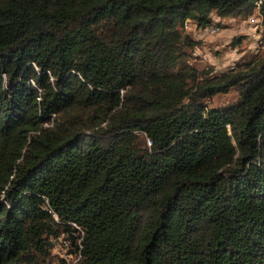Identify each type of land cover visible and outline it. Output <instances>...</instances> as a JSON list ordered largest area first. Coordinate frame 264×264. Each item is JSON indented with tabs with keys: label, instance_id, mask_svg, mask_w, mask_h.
<instances>
[{
	"label": "trees",
	"instance_id": "trees-1",
	"mask_svg": "<svg viewBox=\"0 0 264 264\" xmlns=\"http://www.w3.org/2000/svg\"><path fill=\"white\" fill-rule=\"evenodd\" d=\"M257 14L0 0V264H264V33L220 73L189 61L188 33ZM60 237L74 263L53 258Z\"/></svg>",
	"mask_w": 264,
	"mask_h": 264
},
{
	"label": "rangeland",
	"instance_id": "rangeland-1",
	"mask_svg": "<svg viewBox=\"0 0 264 264\" xmlns=\"http://www.w3.org/2000/svg\"><path fill=\"white\" fill-rule=\"evenodd\" d=\"M248 18L240 17L233 20L220 19L219 32L213 36L205 38H196L191 33V37L196 41L197 46L201 51L210 54L208 62H192L199 69L213 68V73L226 71L236 63H242L250 60L254 54L263 50L261 37L264 33V28L261 24H251ZM214 22V20H212ZM233 38H241L240 45L233 46ZM214 60H218L215 61ZM214 61V62H212ZM236 101V94L233 90L225 95L216 96L212 104L220 107H225L233 104ZM146 146H148V142ZM50 249L54 259H65L67 262L74 263L76 258L74 255L68 254L74 249L70 241L60 237L58 240L51 239Z\"/></svg>",
	"mask_w": 264,
	"mask_h": 264
},
{
	"label": "built area",
	"instance_id": "built-area-1",
	"mask_svg": "<svg viewBox=\"0 0 264 264\" xmlns=\"http://www.w3.org/2000/svg\"><path fill=\"white\" fill-rule=\"evenodd\" d=\"M248 21L251 23V24H261V26L264 28V22L262 21L261 19V16L260 14H257V15H251L249 18H248ZM189 24L187 23L185 25V28H189ZM208 31V33L210 35H214V34H217L219 32V27H209L206 29ZM210 54L204 52V51H201L199 49L198 46H195V48L192 50L191 52V57L190 59L192 60V62H196V61H199V62H208V56ZM232 68V66L230 67ZM148 144H149V141H147Z\"/></svg>",
	"mask_w": 264,
	"mask_h": 264
},
{
	"label": "crops",
	"instance_id": "crops-1",
	"mask_svg": "<svg viewBox=\"0 0 264 264\" xmlns=\"http://www.w3.org/2000/svg\"><path fill=\"white\" fill-rule=\"evenodd\" d=\"M214 20L217 21L218 19L216 17H214ZM229 20H233V19H229ZM188 33L191 35V33L193 34V36H195L196 38H205L206 37H210V36H213V35H210L208 33V31L205 29V30H201V29H198V28H194V27H191L189 30H188ZM193 38V37H192ZM215 63L216 61L218 60H214ZM212 61V62H214Z\"/></svg>",
	"mask_w": 264,
	"mask_h": 264
},
{
	"label": "water",
	"instance_id": "water-1",
	"mask_svg": "<svg viewBox=\"0 0 264 264\" xmlns=\"http://www.w3.org/2000/svg\"><path fill=\"white\" fill-rule=\"evenodd\" d=\"M47 245H49V246H50V245H51V243H49V242H48V243H47Z\"/></svg>",
	"mask_w": 264,
	"mask_h": 264
}]
</instances>
